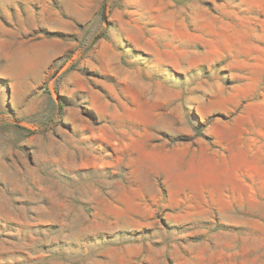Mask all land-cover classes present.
<instances>
[{
  "label": "rangeland",
  "instance_id": "1",
  "mask_svg": "<svg viewBox=\"0 0 264 264\" xmlns=\"http://www.w3.org/2000/svg\"><path fill=\"white\" fill-rule=\"evenodd\" d=\"M0 264H264V0H0Z\"/></svg>",
  "mask_w": 264,
  "mask_h": 264
}]
</instances>
